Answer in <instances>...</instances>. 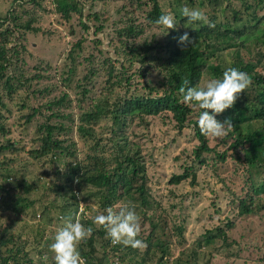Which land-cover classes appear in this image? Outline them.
<instances>
[{
	"label": "trees",
	"instance_id": "16d2710c",
	"mask_svg": "<svg viewBox=\"0 0 264 264\" xmlns=\"http://www.w3.org/2000/svg\"><path fill=\"white\" fill-rule=\"evenodd\" d=\"M28 1L35 2V0ZM149 1L148 4H139L134 7L135 18L125 20L121 27L114 29L112 40L120 44V53L123 56L121 66L122 63L130 65L137 63L143 71L158 69L162 74L160 92L154 93L152 87L143 84V89L147 90L146 94H130L109 105L105 103L108 101L90 104L85 111L78 114L76 119L68 114H56V109L57 111L64 109L62 103L66 97L65 94L45 104L46 110L49 111L47 120L59 118L74 126L77 142L83 145V151H85L83 159L73 163L65 162L62 167L64 171L60 177L49 181L46 190L50 193L49 197L54 198L53 200L44 201L42 197L46 195L41 190L37 197H30V194L36 196L32 194L37 191L36 185L25 183L22 178H11L8 166L12 165L15 159L3 158L6 152L16 153L18 149L15 143L5 139L4 144H0L2 157L0 160V219H7L2 214L23 216L31 219L34 225L33 229H29L28 224L24 223L19 227L18 234L13 231L12 220L0 226V264H45L40 257L46 251L47 243L51 245L54 242L56 231L53 237L46 238L40 227L50 224L54 228H59L62 226L61 217H72L73 222L76 217H79L85 227H93L92 236L79 248L86 264H107L105 259L113 257L108 264H194L196 255L193 250L188 253L181 251L176 257H172L169 252V243L163 240L162 233L163 229H166L163 218L165 214L159 210L158 203L150 198L144 163L136 149L126 143L122 133L126 122H130L128 118L138 114L157 116L168 113L178 128H181L188 120L193 108L197 109L196 116L200 115L204 110L183 103L179 88L185 86V81L187 86L198 87L202 75L206 73L212 78H222L227 68L234 67L247 73L252 79L251 87L240 95L234 107L216 116V119L223 122L231 118L233 130L227 135V138L232 139L229 147L234 151L238 150L241 160L238 157L236 160L250 170V175L247 177L248 185L243 196L231 202L237 214L239 216L251 214L254 210V200L264 194V0H239L237 7L231 6L229 0H198L197 5L205 7L211 13L210 15L205 13V15L211 23L215 24L214 28L203 23L190 24L181 15V7L193 8L194 3L190 0L167 1V7L176 19L173 30L164 29L154 23L163 14V9L156 0ZM14 2L15 0H11V3L14 4ZM54 2L56 12L65 19L68 18V13L80 14L74 0H54ZM147 5V10L140 9V6ZM7 16H10V13ZM138 17L141 21H138ZM16 20V17H11L13 23ZM152 27L160 28L164 34L168 33L163 45L151 46L145 41L140 45L135 44V40L143 34V31ZM24 29L28 30V25H25ZM95 30H99V27ZM7 31L5 29L0 34ZM185 32L196 41L186 50L178 43L179 37ZM250 41H256L262 46V49L256 53L254 64L244 61L238 54V49L245 48V43ZM81 43V40L77 41L69 52L73 48L80 49ZM225 49L233 51L231 59L234 61L229 63L227 68L220 69L216 62L217 56L214 54L216 50ZM5 53L4 49H0V88L6 94V98L11 99L12 94L20 89L23 83L14 76L4 77L5 62L8 61ZM163 53L165 56L162 55ZM91 58L88 56L84 58V61L88 62ZM210 60H213L211 64ZM107 62L109 60L103 61V63ZM257 69L262 70V73H259ZM72 71V68L67 69L68 75L64 79L65 82L68 81L69 73ZM118 73L121 74V69ZM41 78L38 73H35L29 79ZM86 80V77L82 78V82L89 83ZM126 82L127 78L123 77L117 81L119 85L122 83L126 85ZM76 87L80 89V93L86 91L79 85V81ZM1 109H5V106L1 103L0 97ZM37 112V109H31V113L22 119L29 122ZM106 118L110 121V126L107 128L109 135L106 139H101L98 133L105 127L101 121ZM254 121L261 126L257 129L252 128L251 123ZM191 124L197 141V145L191 152L192 162L204 166L206 161L203 155L211 152L212 149L208 148L206 138L201 134L197 121H192ZM68 131L69 127L65 128L61 123L50 125L48 121L42 122L33 132V146L28 151L30 157L40 160L50 156L49 160H52L57 154L61 155L63 152L71 156L70 147H73V143L69 137H65ZM5 133L7 131L0 124V134ZM67 142L70 143L69 147L66 145ZM223 157L224 154L221 153L216 154L215 158L222 160ZM60 180L63 182L61 183ZM185 180L193 186L195 175L192 166L183 167L180 174L171 175L167 184L175 186ZM55 197L62 199L60 205L56 204ZM119 197L126 199L125 205H134L136 213L141 218V225L145 223L148 225L147 233H144L142 229L139 237L147 244V248L143 251L120 245L113 246L110 239L106 238V232L93 223L95 216L106 214L108 208L119 211L122 206L114 207ZM91 203L94 205H90ZM79 204H83V211L79 212ZM93 206H96V209H93ZM90 211L93 212L91 216L85 217V213ZM35 218L39 220L36 221ZM231 228L232 223L225 221L223 227L204 231L200 239L196 241V249L208 246L216 240L224 241L226 232ZM174 229L176 235L181 234V227ZM26 231L32 233V235L29 234V238L25 236ZM30 238H33V246L30 250L38 257L36 263L30 257V250L26 249L31 243ZM50 264H55V260H52Z\"/></svg>",
	"mask_w": 264,
	"mask_h": 264
},
{
	"label": "rangeland",
	"instance_id": "374dc122",
	"mask_svg": "<svg viewBox=\"0 0 264 264\" xmlns=\"http://www.w3.org/2000/svg\"><path fill=\"white\" fill-rule=\"evenodd\" d=\"M74 1L80 14L68 13V18L65 19L56 12L54 0H35L34 3L28 0H15L14 4L11 0H0V33L8 30L0 34V49L6 51L5 57L8 60L5 62L6 69L3 75L17 77L20 83H23L21 88L12 94L11 99L6 98V94L0 88L1 103L5 106V109L0 110V124L7 131L0 134V144H4L5 139L15 143L18 149L16 153L6 152L3 159L9 157L15 159L14 163L8 166L11 178H22L25 183H34L37 191L32 194L36 196L30 194V197H37L41 190L46 195L42 197L44 201L54 199L52 196L49 197L50 193L46 188L49 181L60 177L65 162L80 161L85 155L83 145L77 142L74 126L59 118L47 120L49 115L45 108L47 102L65 94L62 103L64 109L58 111L56 109V114H68L76 119L90 104L108 101L105 103L109 105L130 94H146L147 90L143 89V84L152 87L154 93H159L161 89L162 74L158 69L143 71L137 63L131 65L122 63L121 66L123 56L120 53V44L112 40L114 29L121 27L125 20L135 18L134 7L148 4L150 1ZM156 1L162 6L163 12L166 9L170 10L167 1L171 0ZM190 1L194 3L193 8L201 10L204 14H211L205 7L197 5L198 0ZM229 1L231 6H239V0ZM140 9L147 10L148 5L140 6ZM9 13L10 16H7ZM219 16L220 20L221 15ZM11 17L17 18L15 23L11 21ZM138 21H141L140 17ZM25 25H28V30L24 29ZM97 27L99 30H95ZM167 34L162 33L160 28L152 27L143 31L135 40V44L140 45L145 41L151 46L163 45ZM80 40L82 41L80 49L73 48L69 52ZM261 49L262 46L258 42L250 41L245 43V48L238 49V54L244 61L254 64L256 53ZM162 55L165 56L164 53ZM214 55L217 56L216 62L220 69L227 68L228 64L234 61L231 59L233 55L231 50H216ZM88 56L92 58L85 62L84 58ZM104 60L109 62L103 63ZM212 62L213 60L209 61L210 64ZM68 68H72L73 71L69 73L68 81L65 82ZM120 69L121 74L118 73ZM257 71L262 73V70ZM35 73L42 78L30 80ZM83 77H86L89 83L82 82ZM120 77L127 78L126 85L117 83ZM211 78L208 73L203 74L198 87H204ZM77 81L85 92L80 93V89L76 87ZM21 106L22 108H19ZM31 109H37L38 112L26 122L22 118L30 114ZM196 112L197 109L193 108L181 128L177 127L168 113L157 116L134 115L128 118L130 122H126L122 133L126 143L136 149L144 163L150 198L158 203L159 210L165 214L163 218L166 229L162 231L163 240L169 243L168 249L172 257H176L181 251L185 253L195 251L194 264H264V194L254 200V210L251 214L242 216L237 214L231 202L243 196L250 170L236 160V157L241 160V154L229 147L232 139L227 136L222 140L205 136L208 148L212 149L203 155L206 164L199 166L192 162L191 152L197 141L191 123L192 121L198 123L200 116H196ZM107 119L101 121L105 126L98 133L101 139H106L109 135L107 128L110 121ZM44 121H48L50 125L61 123L65 128L69 127L65 137H69L73 143V147H70L71 156L63 152L52 160H49L50 156L40 160L30 157L28 151L33 146V132ZM251 126L257 129L261 124L254 121ZM69 144L66 143L68 147ZM221 153L224 154L222 160L215 158L216 154ZM186 166L193 168L195 175L193 186L189 185L187 180L175 186L168 185L169 177L180 174ZM61 201L60 197H55L57 205H60ZM125 204L126 199L119 197L114 207H124ZM93 209H96V206H93ZM92 213L86 212L85 217H90ZM2 216L7 219H0V226L12 220L13 231L17 234L19 227L24 223L28 224L29 229H33L34 225L27 217L11 214ZM34 220L37 221L39 218ZM225 221L231 222L232 228L226 232L224 241L216 240L208 246L196 249V241L204 231L223 227ZM141 226L143 232L147 233L148 225L145 223ZM175 227L182 228L181 234L174 233ZM57 228L45 224L40 230L46 238H51ZM26 233L25 236L28 238L29 234L32 235L31 232ZM30 241L27 250L32 249L33 238H30ZM47 246L40 258L47 256L45 264H50L54 260V253L50 250L49 242ZM30 252V257L36 263L37 255L32 250ZM113 258H106L107 264Z\"/></svg>",
	"mask_w": 264,
	"mask_h": 264
},
{
	"label": "clouds",
	"instance_id": "9594fccd",
	"mask_svg": "<svg viewBox=\"0 0 264 264\" xmlns=\"http://www.w3.org/2000/svg\"><path fill=\"white\" fill-rule=\"evenodd\" d=\"M180 13L190 24L203 23L209 27H215V24L211 23L199 9L183 6ZM154 23L164 29L173 30L176 19L174 14L166 9ZM178 43L186 50L196 41L185 32L179 37ZM184 85L179 88L183 103L204 110L198 120L201 134L215 140H222L233 130V123L231 118L221 122L216 119V116L234 107L240 95L251 87L252 79L247 73L229 67L223 72L222 78H211L204 87L187 86V81ZM82 210L83 204H81ZM60 219L62 226L57 228L54 242L50 245L55 264H86L79 248L92 236L93 227H85L79 217H76L74 222L72 217ZM93 223L106 232V238L110 239L113 246L131 247L140 251L147 248L146 242L139 238L142 232L141 218L136 213L134 205H125L119 211L108 208L106 214L96 215ZM42 259L47 261L48 257L44 256Z\"/></svg>",
	"mask_w": 264,
	"mask_h": 264
},
{
	"label": "built area",
	"instance_id": "2783aa9c",
	"mask_svg": "<svg viewBox=\"0 0 264 264\" xmlns=\"http://www.w3.org/2000/svg\"><path fill=\"white\" fill-rule=\"evenodd\" d=\"M78 208H79V212H80L81 211V204H79Z\"/></svg>",
	"mask_w": 264,
	"mask_h": 264
}]
</instances>
